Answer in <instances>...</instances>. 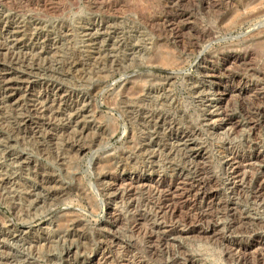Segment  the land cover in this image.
<instances>
[{
	"label": "rangeland",
	"instance_id": "rangeland-1",
	"mask_svg": "<svg viewBox=\"0 0 264 264\" xmlns=\"http://www.w3.org/2000/svg\"><path fill=\"white\" fill-rule=\"evenodd\" d=\"M1 44L0 264H264V0H0Z\"/></svg>",
	"mask_w": 264,
	"mask_h": 264
},
{
	"label": "bare ground",
	"instance_id": "bare-ground-1",
	"mask_svg": "<svg viewBox=\"0 0 264 264\" xmlns=\"http://www.w3.org/2000/svg\"><path fill=\"white\" fill-rule=\"evenodd\" d=\"M7 25H4V27H6ZM12 28H13V30L14 29H18V27L17 26H12ZM17 31V30H16ZM15 34L16 33H18V32H14ZM22 40H16V44H18V45H21V42ZM4 50H6L8 53H10V49H9V47H7L5 44H1L0 45V52H4ZM10 55V54H9ZM13 55V54H12ZM2 57V56H1ZM13 59V58H12ZM23 60H25V59H23ZM5 61V60H4ZM31 62V61H30ZM49 62V61H48ZM30 64V63H29ZM2 67V66H1ZM4 67V66H3ZM30 68V67H29ZM31 70V69H30ZM25 72H27V71H25ZM30 72V71H29ZM30 74V73H29ZM25 75V74H24ZM0 76H1V79H3V86H4V90H5V94H6V97L8 98V99H10V100H14V98L16 97V95H18L19 94V88L17 87V85L19 84V83H15V81H14V79H15V77H13V74H11V72L10 71H2L1 73H0ZM27 77V76H26ZM25 77V78H26ZM31 77V76H30ZM28 78V77H27ZM16 80V79H15ZM24 80V79H23ZM31 81V80H30ZM24 82H26L25 80H24ZM22 85V84H21ZM26 87V86H25ZM23 88V87H22ZM30 88V87H29ZM21 89V88H20ZM25 89V88H24ZM27 89V88H26ZM22 90V89H21ZM58 90V89H57ZM234 91H232V92H236V94H238L239 96H245V94L249 91V89L247 88V87H244V88H239V89H233ZM62 92V91H61ZM232 92H230L228 89H224L223 90V92L221 93V101H223V100H225L228 96H230V93H232ZM55 93V92H54ZM233 94V93H232ZM25 95V94H24ZM24 103V102H23ZM29 103H31V102H29ZM21 104V103H20ZM33 104V103H32ZM55 104V103H54ZM27 106V105H26ZM33 106H35L34 104L32 105V108H33V110H36V108L35 107H33ZM54 106V105H53ZM30 110V109H29ZM264 110V109H263ZM219 112V111H218ZM53 113V112H52ZM37 115V114H36ZM51 116V115H50ZM51 117H53V115L51 116ZM217 117H218V113L217 112H213V113H211L210 114V119H211V121H213V122H217V120L219 119H217ZM209 118V117H208ZM53 119H54V117H53ZM49 121V120H48ZM50 124V123H49ZM29 126V125H28ZM29 128H31V127H29ZM32 128L33 129H35V128H37V127H34V126H32ZM36 131V130H35ZM259 148V147H258ZM195 149V148H194ZM206 149V148H205ZM205 149H202V147L201 148H199V150L198 151H196V153L199 155V154H201L202 155V153H203V155H206V151H205ZM264 154V149H259V150H257V152H256V156L255 157H260V156H262ZM236 156V155H235ZM231 157H232V155H231ZM237 157V156H236ZM230 158V157H229ZM235 157H232V159L231 160H233ZM226 160V159H225ZM260 160V159H259ZM236 161H237V158H236ZM227 162V161H226ZM256 162V161H255ZM244 163V162H243ZM249 163V162H248ZM232 164V163H231ZM237 165V164H236ZM240 165H237V166H235V167H233L232 169H233V172L234 173H237V172H239V170L241 169V167H239ZM243 167V166H242ZM262 168V167H261ZM244 169V168H243ZM264 172V171H263ZM231 173H232V171H231ZM233 176V175H232ZM234 177V176H233ZM235 178V177H234ZM206 179V178H205ZM231 179H233V178H231ZM249 179V178H248ZM148 177H143V176H141V177H139V178H137V182H140V183H142V184H144L145 182H148ZM202 180V179H201ZM207 180V179H206ZM153 181V180H152ZM205 181V180H204ZM236 181V180H235ZM240 182H241V178H240ZM204 185V184H203ZM233 185H234V187L233 188H238V187H240L241 186V184H238L237 182H234L233 183ZM243 186H244V184H243ZM257 188H259V187H257ZM264 190V189H263ZM257 192V191H256ZM263 193H264V191H262ZM211 194V196H213L215 193L214 192H211L210 193ZM258 194V193H257ZM262 195V194H261ZM261 195H259V196H261ZM168 209V208H167ZM113 210H114V208H113ZM109 213V212H108ZM115 215V214H114ZM116 215H117V213H116ZM114 218H115V216H114ZM118 216H116V218H115V220L113 221V223H119L118 222ZM111 219V218H110ZM113 220V219H112ZM136 223V222H135ZM160 237V236H159ZM170 242V241H169ZM99 256V255H98ZM100 258V257H99ZM99 258H96V261L98 260L99 261ZM90 262V261H89ZM111 263V262H110ZM96 264V263H95Z\"/></svg>",
	"mask_w": 264,
	"mask_h": 264
}]
</instances>
